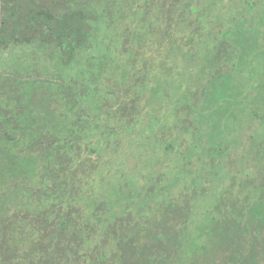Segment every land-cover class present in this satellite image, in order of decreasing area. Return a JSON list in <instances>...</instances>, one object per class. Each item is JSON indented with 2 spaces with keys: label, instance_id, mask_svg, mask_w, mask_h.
Listing matches in <instances>:
<instances>
[{
  "label": "rangeland",
  "instance_id": "rangeland-1",
  "mask_svg": "<svg viewBox=\"0 0 264 264\" xmlns=\"http://www.w3.org/2000/svg\"><path fill=\"white\" fill-rule=\"evenodd\" d=\"M261 15L264 0H0V244L9 260L43 264L49 246L46 264L112 262L133 238L120 235L122 214L130 219L132 207L162 220L156 202L145 207L158 188L194 205L186 238L216 234L224 196L239 206L229 208L243 215L242 245L224 239L198 264H264ZM238 22L261 30L245 66ZM218 73L244 100L208 121ZM64 182L71 192L57 190ZM64 195L70 202L54 207ZM77 244H93L94 259L73 254Z\"/></svg>",
  "mask_w": 264,
  "mask_h": 264
},
{
  "label": "trees",
  "instance_id": "trees-1",
  "mask_svg": "<svg viewBox=\"0 0 264 264\" xmlns=\"http://www.w3.org/2000/svg\"><path fill=\"white\" fill-rule=\"evenodd\" d=\"M261 19L264 18V15L259 16ZM245 24L243 22L236 23L235 30V36L240 39L242 37V40L246 41V46H243V57H240V60L244 59H251L250 57H253L252 50L255 48V43L259 41L257 39L258 35H260L261 30L259 29V26L250 25L248 29L246 27H243L242 25ZM246 25V24H245ZM260 25V24H259ZM228 32V31H227ZM217 38V37H215ZM218 40V38H217ZM222 41V39H221ZM220 43H217L216 46L210 47L212 50L213 55V62L215 59H218L220 52L218 51ZM241 46V48H242ZM220 50L223 49L222 46L219 47ZM242 61V65L245 66L247 64V61ZM217 64V62H216ZM220 76V77H219ZM217 82L219 84L217 85V88L219 90V98H215L216 100L213 101L211 104H209L205 108V112L207 114H211L212 116H209V119L216 115H221L224 110V108L221 105H225L227 108V105L230 103L239 104L241 103L243 99L244 93L242 91H236L235 92V85L233 84V79H229L226 76L217 74L216 77L213 78V83L216 85ZM218 106V107H217ZM227 110V109H226ZM228 117H224L223 119L226 120ZM217 121V120H216ZM213 123L215 127H217V123ZM208 123V122H207ZM220 145V143H218ZM220 151L223 153L224 150L220 147H218ZM193 181H198V178H193ZM67 182V181H66ZM196 183V182H194ZM73 182L71 183H61L57 190H66L71 192L73 187ZM199 185V184H198ZM61 186V188H59ZM206 187H204V191ZM167 189H163L162 191L158 190L156 188L155 193L153 191L150 192V196L145 198V202H147V206L150 207L153 204L152 208H155L154 211L158 212L162 215V220L158 219L156 217L155 219H143V215L140 214L141 211L134 214L133 211H135L134 208H130V219L127 218L126 214H122L120 217L124 220L123 223H120L118 227H120L119 232L120 235L125 234L128 230L130 233H133V238L129 240L128 242L130 244H120L119 250L125 247H129L125 252L126 255L124 256H114L110 258L112 262H108L105 255L100 256L99 259L105 264H198L199 261L202 262L205 258H209V255L207 254L208 251L212 249L219 248L222 245V242L225 239V243H233L230 244L233 248H235L237 245H242L243 243L241 240H239V231L242 229V221H243V215L239 216V212L235 210H231L232 207H239L237 206L236 202L232 201V199L226 198L225 196L218 202V204L215 203L217 207V211L219 213L218 220L215 225V227L218 226L219 230L215 232V235L209 234H188L186 238V227L190 223L191 219V208L194 206L190 204V202H187V200H180L175 199L174 196H170L169 192L164 191ZM69 197V196H68ZM67 197V195L59 196L58 198H54V207L56 208H64L65 205H67L70 202V199ZM218 193L215 195V199L219 200ZM149 199V200H148ZM150 200L152 202L150 203ZM215 200V201H216ZM225 202V205L223 204ZM228 206V207H227ZM230 207V208H229ZM140 209V208H138ZM137 209V210H138ZM239 209V208H238ZM153 211V210H152ZM240 211V210H239ZM237 212V214H236ZM241 212V211H240ZM128 215V214H127ZM114 216V217H113ZM143 216V217H142ZM151 216V213L148 217ZM159 216V215H158ZM119 215L113 214L109 221L113 222L114 220L120 218ZM146 221V222H145ZM119 223V222H118ZM155 226H158L163 230V236L161 237V234L156 238V240H148L151 238L143 239L144 231H147L150 233V229L154 228ZM232 226V230L235 231V233L228 232L229 227ZM241 227V228H240ZM199 236V237H198ZM223 236V238H221ZM141 238V240H140ZM88 240V239H87ZM208 243V244H207ZM7 244H0L2 255L0 256V264H16L17 260L22 259V256L19 255L17 257L12 256L11 260H9L10 254L6 251L5 246ZM93 244H77L78 250L73 252V254L77 255L79 258L80 256L83 257L85 260L88 259V261H91L94 259L91 257V253L89 252L88 248L92 247ZM96 247V250L98 251L100 247L98 246L100 244H94ZM49 246H43V254L42 258L44 260L43 264H46V260L50 257V254L47 257V249ZM61 248V247H60ZM81 249H86L83 253V255L80 253L82 252ZM80 253L81 255L77 254ZM4 256V257H3ZM237 256V254H236ZM70 258V255H69ZM121 260L123 262L121 263ZM22 261V260H20ZM75 264H79V261L76 260ZM85 264V263H84Z\"/></svg>",
  "mask_w": 264,
  "mask_h": 264
}]
</instances>
